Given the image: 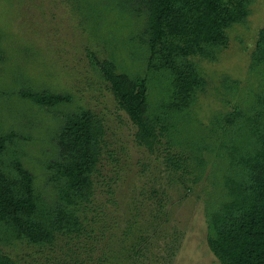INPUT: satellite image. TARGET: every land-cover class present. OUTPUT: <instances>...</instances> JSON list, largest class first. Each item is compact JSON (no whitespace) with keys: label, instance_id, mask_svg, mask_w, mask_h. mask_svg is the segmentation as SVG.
I'll use <instances>...</instances> for the list:
<instances>
[{"label":"rangeland","instance_id":"rangeland-1","mask_svg":"<svg viewBox=\"0 0 264 264\" xmlns=\"http://www.w3.org/2000/svg\"><path fill=\"white\" fill-rule=\"evenodd\" d=\"M250 1L246 22L227 29L228 44L216 59L194 58L207 81L194 104L179 111L162 107L169 82L162 74L152 76L149 105L171 121L153 117L164 129L157 128L162 135L149 151L136 142V126L92 61L113 57L133 76L146 73L147 49L140 40L146 18L136 11L139 1L0 0V134L21 136L9 148L21 154L36 190L55 195L45 165L58 153L67 115L87 108L104 127L93 194L77 208L83 230L33 244L0 227L3 253L18 264H220L206 243V211L226 199L235 171L212 132L222 135L219 116L256 85L250 53L264 23V0ZM224 76L237 80V89H225ZM25 90L73 98L43 106L21 97ZM251 96L242 108L250 106ZM229 131L241 153L248 149L243 125Z\"/></svg>","mask_w":264,"mask_h":264},{"label":"trees","instance_id":"trees-1","mask_svg":"<svg viewBox=\"0 0 264 264\" xmlns=\"http://www.w3.org/2000/svg\"><path fill=\"white\" fill-rule=\"evenodd\" d=\"M138 1L136 11L146 18L140 34L148 55L146 73L133 76L113 57L99 60L92 56V61L118 107L136 126V142L152 151L162 135L157 128L164 129L153 117L171 121L161 109L149 105L152 76L162 74L169 82L168 102L162 107L179 111L194 104L207 84L194 58L215 60L228 44L227 29L246 22L251 1ZM250 70L256 75V85L245 98L248 93L252 95V103L242 108L244 98L219 116L217 124L223 137L217 130L212 132L222 140L218 149L235 171L226 184V199L206 211V243L220 264H264V23L250 53ZM238 85L237 80L222 79L225 89L235 90ZM19 94L43 106L73 98L70 93L48 90ZM239 124L244 126L248 142V149L242 153L229 131ZM103 133L102 120L87 108L80 107L65 117L56 140L58 153L45 165L55 190L53 198L36 190L21 154L9 148L21 136L13 131L0 134V227L12 237L33 244H50L57 233H80L83 224L77 208L91 200L92 174L99 161ZM191 149L193 152L192 145ZM194 159L197 165L204 164L201 157ZM168 161L177 165L172 157ZM0 264L18 263L0 249Z\"/></svg>","mask_w":264,"mask_h":264}]
</instances>
